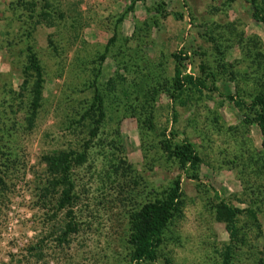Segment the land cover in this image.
I'll use <instances>...</instances> for the list:
<instances>
[{"label": "rangeland", "instance_id": "obj_1", "mask_svg": "<svg viewBox=\"0 0 264 264\" xmlns=\"http://www.w3.org/2000/svg\"><path fill=\"white\" fill-rule=\"evenodd\" d=\"M252 10L250 0H0V264L128 263L129 211L161 195L176 175L181 212L157 258L141 264H225L227 244L231 264H264L261 134L219 92H264V22ZM27 45L44 76L31 126L27 95L19 93ZM179 50L188 53L185 69L217 91L171 100L166 89ZM94 84L105 115L86 161L73 167L72 212L53 214L39 197L41 155L80 148L86 130L76 120ZM147 114L152 128L142 124ZM170 128L196 148V178L162 149ZM220 199L243 208L236 238L217 217ZM69 219L77 230L59 243Z\"/></svg>", "mask_w": 264, "mask_h": 264}, {"label": "trees", "instance_id": "obj_2", "mask_svg": "<svg viewBox=\"0 0 264 264\" xmlns=\"http://www.w3.org/2000/svg\"><path fill=\"white\" fill-rule=\"evenodd\" d=\"M252 15L255 19L264 22V0H250ZM47 4V3H44ZM133 4V2H132ZM130 5L132 7L133 5ZM44 5H42L43 7ZM46 6V5H45ZM42 8V12H45ZM188 56L187 51L174 52L175 65L171 82L166 91L171 100H178L185 104L182 99L183 93L189 91L205 94L208 91H217L216 85L207 84L206 77L194 74L185 69L184 59ZM104 58V53L100 55ZM23 79L20 83V95H27V106L25 120L28 126L33 125L39 107L42 104L43 69L40 60L32 46H26V62L22 70ZM232 100L236 106L243 109L244 122L256 123L261 134V147L264 158V92L259 91L248 97L237 95V93H223ZM104 93L96 84L93 85V95L81 112L78 121L86 130L80 148H59L47 151L41 155L45 170L40 178L39 197L41 205L51 209L52 213L65 209L66 213L72 212L76 194L75 183L72 179L73 167L81 165L87 159V151L92 139L97 135L100 124L105 115ZM177 111L172 109V120L176 121ZM74 121L73 119L71 120ZM142 124L152 128V117L147 114L142 118ZM161 147L167 156L174 158L179 167L187 176L196 178L200 156L193 143L186 136L178 137L177 131L170 128L163 131ZM3 154L0 145V155ZM3 170L0 168V184H4ZM182 184L181 176L176 175L171 182L163 188L161 195L147 199L133 206L128 213V244L129 261L125 264H141L143 261H153L158 256V248L164 240L169 223L181 212L182 209ZM251 210V209H250ZM243 212V208L220 199L216 205L217 217L228 222L230 237H237L235 220L237 215ZM254 215V211H251ZM77 230V223L71 219L61 227L56 239L59 243L67 242L71 232ZM168 261V260H166ZM223 261L231 264L230 245H226Z\"/></svg>", "mask_w": 264, "mask_h": 264}]
</instances>
